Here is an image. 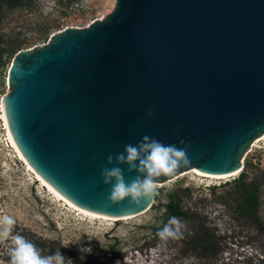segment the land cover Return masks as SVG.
Segmentation results:
<instances>
[{
  "label": "water",
  "instance_id": "95a60500",
  "mask_svg": "<svg viewBox=\"0 0 264 264\" xmlns=\"http://www.w3.org/2000/svg\"><path fill=\"white\" fill-rule=\"evenodd\" d=\"M3 110L30 166L76 206L147 211L144 180L242 169L264 135V0H116L18 50Z\"/></svg>",
  "mask_w": 264,
  "mask_h": 264
},
{
  "label": "rangeland",
  "instance_id": "374dc122",
  "mask_svg": "<svg viewBox=\"0 0 264 264\" xmlns=\"http://www.w3.org/2000/svg\"><path fill=\"white\" fill-rule=\"evenodd\" d=\"M115 2L22 0L12 8L0 5V99L18 50L45 44L66 27L87 26ZM5 138L0 120V264H264V139L250 143L236 176L208 178L189 173L191 168L162 182L144 180L155 194L151 207L110 220L87 218L52 202L20 160L5 157ZM240 175L255 186L251 215L236 200ZM170 200L191 217H168ZM208 241L210 250L204 251L199 243ZM110 245L118 249L117 258L106 252ZM62 246L74 253L63 257Z\"/></svg>",
  "mask_w": 264,
  "mask_h": 264
},
{
  "label": "bare ground",
  "instance_id": "6f19581e",
  "mask_svg": "<svg viewBox=\"0 0 264 264\" xmlns=\"http://www.w3.org/2000/svg\"><path fill=\"white\" fill-rule=\"evenodd\" d=\"M3 101L2 99H0V120L2 122V126L3 129L5 130V136H6V143L4 144V147H6L7 149L5 150V157L8 159L9 162L15 161V159L20 160L23 164H24V170L26 171V173H28L29 175H33V177L40 183V185L43 187V189H45V191L47 192L49 198L52 200V202L54 203H60V204H64L66 205L69 209H71L73 212H78V214L82 215V216H86L88 217H95V218H105V219H110V220H116V219H127L130 218V216H124V217H111V216H106V215H102L96 212H91L88 210H85L83 208H80L78 206H76L75 204H73L72 202H70L68 199H66L64 196H62L57 190H55L50 184H48L31 166L30 164L27 162V160L24 158V156L22 155V153L20 152V150L18 149V147L16 146V144L13 141V138L11 136L8 124H7V119L3 110ZM264 139V135H260L258 138H256L253 143V145H255L257 142H259L260 140ZM190 172H194L199 174L200 176H205L208 178H214V179H224V178H228V177H232V176H236L240 171H236L230 174H207L204 172H201L200 170H198L196 167H193ZM144 184L147 186V188H149L150 190L152 189L150 186V183L148 182H144Z\"/></svg>",
  "mask_w": 264,
  "mask_h": 264
},
{
  "label": "trees",
  "instance_id": "16d2710c",
  "mask_svg": "<svg viewBox=\"0 0 264 264\" xmlns=\"http://www.w3.org/2000/svg\"><path fill=\"white\" fill-rule=\"evenodd\" d=\"M21 1L22 0H0V5H5L7 8H12L20 5ZM239 180L242 181V184L240 185V189L237 192L238 197L236 200L238 202V206L243 210V213L245 215H249V214L251 215V210L257 201V198L255 196V186L253 184L246 182L243 179V175H240ZM166 208H167L166 211L168 217H185V218L191 217L189 213L178 208L177 205L172 200H170L166 204ZM199 244L204 251L210 250L211 244L209 243V241L201 242ZM61 250L63 251V255H62L63 257H65L67 254L68 256H70L74 253L65 246H62ZM106 252L109 254L111 259L117 258L119 255L118 249L114 245H110Z\"/></svg>",
  "mask_w": 264,
  "mask_h": 264
}]
</instances>
